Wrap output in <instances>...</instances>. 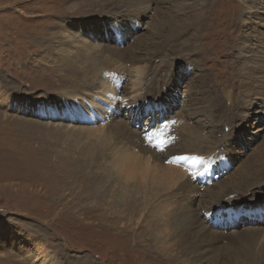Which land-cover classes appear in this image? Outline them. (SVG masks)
Masks as SVG:
<instances>
[{"label":"rangeland","instance_id":"1","mask_svg":"<svg viewBox=\"0 0 264 264\" xmlns=\"http://www.w3.org/2000/svg\"><path fill=\"white\" fill-rule=\"evenodd\" d=\"M223 1H227L228 6H224ZM190 5L203 15V27L200 31L191 30L193 37L184 36L173 46L171 39L178 25L190 18L187 8ZM256 7L264 9V0H0V235L5 236L6 243L0 242V264H36V252H45V249L49 253L51 249L60 253L64 264H251L249 257L257 252L260 259L255 264H264L261 255L264 204H252L262 201V196H255L257 192L264 194V172L261 177L249 179V184L241 188L232 186V180L246 175L247 167L264 155V73H260L261 80L256 87L251 82L254 67L264 66V62L249 61L254 52L264 48V34H250L246 48L241 49L242 38L251 33L253 24L260 23L264 27V15ZM222 10L240 18L235 22L225 19L224 24L215 19L218 29L210 35V22H214L215 15ZM144 11L146 17H143ZM90 16L102 19L95 27L101 22L104 26L119 23L117 31L123 27L107 35L96 29L91 49L77 37L81 35L77 25L68 23L74 19L86 21ZM208 17L212 19L209 22ZM103 35L111 39L104 40ZM61 43L70 45L68 53L59 49ZM105 47L110 54L103 53ZM220 47H224L223 54ZM81 50L82 54L85 50L98 55L95 59L91 57L93 61H88L89 58L79 61L77 53L72 52ZM253 56L257 58L258 54ZM134 58H138L135 63ZM241 64H246L247 68L243 70ZM137 68L141 71L137 72ZM103 77L114 78L116 91L110 93L98 116L97 131L100 128L102 133L113 134L107 127V123H113L115 140L122 142L124 148L130 145L134 154L143 155L138 149L140 143L150 146L156 155L162 154L153 147L159 141L148 137L158 132V125L175 122L181 112L190 125L199 123L202 137L207 139L214 133L216 138L214 144L209 143L205 154L186 152L169 158L191 160L199 155L200 162L192 170L185 168L180 182H192L184 203L188 200L189 209L198 213L188 212L184 237L170 238L172 246L167 249L153 240L150 232L155 233L162 214L167 222L168 214L175 211L176 198L169 196L180 186L165 183L161 189L158 185L140 187L142 193L137 200L119 206L115 195L120 193L126 178L114 169L111 150L102 153L101 148L98 155L105 154L102 164L108 162L105 165L109 168L97 169L107 173L100 176L107 191L100 193H106V197L88 196L89 188L84 187L90 168L83 174H65L69 166L64 161L65 156L70 155L73 162L78 158L77 150L66 147H74L78 142L70 144L63 140L61 131L83 123L63 120L61 113L53 117L51 114L56 110H48V107L56 105V100L63 95L67 97L80 92L77 89L88 88L90 82H94V88L98 87L94 92L97 99L100 101L104 95L106 98L99 88ZM240 81L245 83L242 88ZM200 83L215 92L227 91L238 101L235 103L242 102L241 110L248 112L246 118H233L236 104L232 109H220L214 99L198 100L211 102L208 112L200 113L197 107L193 110V93H197ZM149 86L150 95L146 97ZM26 95L46 104L39 115L22 105ZM175 95H178L177 103L172 105L170 97ZM140 97L154 103V108L145 110L141 102V106L129 111L122 108ZM166 100L169 108L163 107ZM207 107V104L203 106ZM205 113H208L207 119ZM138 134L142 141L135 140ZM175 142L176 137L171 134L169 144ZM169 159L162 163H169ZM118 180L120 182L116 183ZM252 181L256 183L252 185ZM226 186V204L214 212L203 211L201 205L210 203L213 196L203 198V193L211 189L218 193ZM120 197L128 196L118 195L117 199ZM229 197L233 200L227 201ZM127 208L131 209L127 212ZM124 212L127 217L122 216ZM260 215H263L262 221L257 219ZM11 217L33 223L43 229L45 235L10 226L7 221ZM27 242L30 243L28 252L26 247L21 249ZM191 242H196V247L190 246ZM46 264H52L51 259Z\"/></svg>","mask_w":264,"mask_h":264},{"label":"bare ground","instance_id":"2","mask_svg":"<svg viewBox=\"0 0 264 264\" xmlns=\"http://www.w3.org/2000/svg\"><path fill=\"white\" fill-rule=\"evenodd\" d=\"M223 5L228 6L227 1H223ZM193 6H194V4H193ZM179 8L181 9L182 7H179ZM187 8H189L188 13H189L190 18H189V20H187L183 23H180L178 25V27L175 30V32L172 36V39H171L173 46H175L174 44H176L178 42V40H180L184 36H187V38H189V39L191 37H193V36H190V33L192 32L191 30H193V31L199 30L200 31L203 27V15L200 13V11L197 12L196 8L192 7V5H190ZM256 10L262 11V14L264 15V9L256 7ZM238 16L232 15L227 10L226 11H223V10L219 11V13L216 14L214 17V22H212V21L210 22V25H209L210 35H213L214 30L218 29L217 24L215 23V19L216 20L220 19L221 23L225 19L235 22V21H237V18H240ZM143 17H146L145 11L143 12ZM210 17H208V22H209V20H212ZM100 20H102V19H98V18H94V17L90 16V19H86V21L74 19V20L68 21V23L71 26L77 25L76 27L80 30V34H81V35L77 34L78 35L77 37L84 40V42H83V43H85L84 46L93 49L92 46L94 44L92 43V40H94L93 36H95V33L98 32L97 30H101L102 33H106V35H107L110 31H117V28L120 27V25H118L119 23H115V24L108 23V25L104 26V22L99 23L97 25V27H95L94 25L97 22H99ZM221 23H220L219 27L221 26ZM223 24H224V22H223ZM259 24L260 23L253 24L252 29L250 30L251 33H249V35L247 34V35L243 36V38H242L243 42L241 45L242 50H244L246 48V46L249 42L250 34H253L254 36H258L259 34H264V27H262ZM122 27L119 30H121ZM218 32H219V30H218ZM195 34L196 33L193 32V35H195ZM105 36L103 35L104 40L105 39H111V38H106ZM58 46L60 47L59 48L60 50L63 49L64 54L68 53L70 45L65 44V46H64L63 43H61ZM223 48L224 47L219 48L220 54H223V52H224V50H222ZM260 49H261L260 51L254 52L255 54H258L257 58H255L253 56L255 54H253L249 57V61L255 59V61L258 63L264 62V48H260ZM219 50H218V52H219ZM104 52H107L110 54V50L106 47H105V50L103 51V53ZM72 53H77L78 60L84 61V62L88 58H89L88 61H93V59H91V57H94V59H95L98 55L95 52H94V54L93 53L88 54V51H85V50H84L85 54H82V50L80 52L74 51ZM58 54H59V52H58ZM61 55H63V54H61ZM135 60L137 61L138 58H134V63H135ZM108 64H110V63H108ZM79 65H81V64H79ZM241 68L243 70H245L247 68L246 64H241ZM98 69H99V67H98ZM107 70H109V69H107ZM254 70H255L254 71L255 75L251 79V82L253 81L255 83V87H256L259 83V80H261L260 79L261 78L260 73H264V66L259 64V66L254 67ZM136 71L140 72L141 69L137 68ZM93 76H94V74H93ZM262 81L264 82V79H262ZM233 83H234V81L232 82V84ZM220 84L226 85L225 83H223V84L220 83ZM244 84L245 83L240 81L239 87L242 88ZM114 87L116 88V86L114 84V78L113 77H107V78L103 77L101 80V86H99V88H100V91L103 92V94H106V98L104 97L105 96L104 95L103 97H101V99L99 101V99H97V97L94 93L95 90H98V87L94 88V82H90V85L88 88L77 89V90H80V92L69 94L67 97L63 95V96H61L60 99L56 100V102H55L56 105L53 104L51 107H48V110H50L51 108L56 110V113L51 114V116H53V117L56 116L55 114L61 113L62 114L61 118H63V120H70V122H75L78 125L83 123V125L75 127L74 129L61 131L63 134L62 135L63 140L67 141L70 144H73L74 141L78 142V143H75L76 145H74V147H71L70 145H68V147H66L69 150H72V149L77 150L78 156H76V157H78V158L75 157L76 161L73 162L70 155L65 156L64 161L67 164H69L68 171L66 170L67 173H65V174H69V173H72V174L82 173L83 174L84 170H87L90 168L91 173L88 172L89 173L88 174L89 180L87 182V185L84 187L85 189L89 188L88 189V192H89L88 196L90 198H94V197H98V198L103 197L104 198V197H106V193L105 194L100 193L101 191L107 192L106 188H105V184H102V180L100 179V176H103V174H107V173L104 171L99 172L97 169L99 167H101L103 170L105 168H109V167H106V165H105V164H108V162H106L104 165L102 164L106 160L105 154H102L101 157L98 155L99 149L101 148L102 153H104V151L106 149L111 150V153H113L112 162L115 166L114 169L116 170V172L119 175L126 178V182L123 181V183L121 185L120 193L115 195L116 204L119 206H124V205L130 204L131 201H133V200H137L138 195L140 193H142L140 187H143V189H145L148 186L158 185V189H161L163 184H165V183H169L170 186H172V187H176V186L179 187L180 186L178 189L176 188V191H177L176 193H172L171 194L172 196H169L170 198H176L175 209H174L175 211L172 214H168L169 220L167 222L165 220V216H163V214H162V216L159 217V220L156 223L157 226L154 228L156 230L155 233H153L152 231L150 232V235L153 238V240L161 242L162 246H166V249H167V248L172 246V243H169L170 238L174 237L175 235L184 237L185 227H186L185 225H186L188 212L189 213H193V212L198 213V210L189 209L188 204L190 202L188 200L186 201V203H184V200L188 198V192L192 188V182L190 180H186V181L182 182L181 184H180V182L183 180V178L185 176V174L182 171H184L185 168H186V170H192V168H194L200 162V156L199 155H196V157L195 158L193 157L191 160L178 158L176 161V159H174L175 157L171 158V159H169V158L173 155H178V154L182 155L183 153H186V152L188 154H191V153L192 154L193 153L205 154L206 152H208L207 147L210 145L209 143L214 144V142L216 141L215 140L216 138H214V133H210L209 136H207V139L202 137V135H201L202 128L199 125V123L195 122L193 125H190V123L188 122V120L186 118L187 116L180 111L181 113L176 115L178 118L175 120V123H171V122L166 121L165 124L168 125L167 127H164V125L163 126L158 125V129H156V130H158L157 137L152 136V139L154 141L155 140L164 141L163 151H161L162 154H158V155H163L162 159L160 156H158L154 153V151L151 149L150 146L145 147L143 144L140 143V147H138L136 145V143L133 142V143H135L134 144L135 147H138L141 154H143V155L138 156V155L134 154L133 152H131L130 145H129V148L128 147L124 148V145H122V142L118 141V139L115 140L117 134H114L116 132V129H115L113 123H107L108 131L113 132V134L102 133V132H100V128H99V131H97L98 126H97L96 122L98 120V116H99L100 112L105 108V106L107 104V98H109L111 96L110 93L113 90L116 91V89H114ZM150 89L151 88L149 86V88L147 90L146 97L150 95L148 93V91ZM90 90L93 91V93L90 94ZM196 92L197 93H193L195 99H192V102L194 100H195V102H193L191 104V107L193 108V110L195 107H197L199 110L201 109L200 113H202L203 111L208 112L210 110L211 102H198V100H199V98H202L206 101H212V99H214L215 101H213V102H217V105L219 106L220 109H232L234 107V104H236L237 109L234 111L235 114L233 113V115H232L233 118L234 117L235 118L241 117L243 120L247 116V113H248V112L246 113L247 109L245 112H243L244 110H241L242 102L235 103L238 101L232 99V97H231L232 95L228 94L227 91L215 92V90H210L206 84L200 83L198 85V90H196ZM87 94H90L91 97L88 98ZM250 96H251V94H250ZM78 97L80 98V101H77ZM25 98H26V100H24V102H22L23 104L21 103L22 105H24V108H30L31 110L35 111V113H37L38 115L40 113L39 110H41L44 106H46V104L41 103L40 101L37 102L35 99H33L32 97H29L27 95ZM177 98H178V95L170 97V99H172V105L177 103V102H175V100ZM162 99H164V97ZM173 99H174V102H173ZM145 101L146 100L143 97H140L136 101L130 100L129 102L124 104L122 106V108H125L127 111H129L131 108L135 109L136 107L141 106V105H142V107H144L143 109H145V110L150 109V107L154 108V106H155L154 103L145 102ZM140 102H141V105H140ZM226 102L229 104L227 105ZM164 103L165 104L161 103L160 106H162V104H163V107L164 106L168 107V104H169L168 100L164 101ZM205 104L209 105V107L203 108V106H205ZM184 106L186 107V105H184ZM184 110H186V109H184ZM112 112L115 113L116 110L114 109ZM206 115H208V113H205V115H204L205 119H207ZM179 119H181V121H179ZM161 123H162V121H161ZM213 124H214V122H213ZM239 124L241 125L242 122ZM61 132H60V137H61ZM171 134L175 135L176 142L170 145L169 143H170ZM162 137H163V139H162ZM139 139H141V138L139 137V134H138V137L136 136L135 140L138 141ZM79 140H80V142H79ZM141 141H142V139H141ZM218 142H216V143H218ZM132 147H134V146H132ZM147 148H148V150H146ZM148 152H150L151 154H148ZM152 157H154L155 160ZM197 158H199V159H197ZM158 159L162 160V161L161 162L156 161ZM165 159H169L171 161L167 164L162 163L165 161ZM175 161H176V163L173 164ZM247 168L249 169L248 173L246 175H241L239 178H237L235 180H232V182H234V183H232V186H235L237 188H241L242 185H246V183H248L249 179L252 178V180H253L256 177H259V176L261 177V175L264 172V155H263L261 160H259L258 162L254 163V164H251V166H248ZM96 172H97V174H96ZM90 175H92L93 177H90ZM113 177H115V176H113ZM118 182H120V180H118L116 183H118ZM254 183H256V181H252V185H254ZM247 187H250V185H248ZM223 189H224V192H222ZM223 189L220 190L218 193L216 192V189L207 190L206 192L203 193V196H202L203 198L208 197L210 194L213 195L210 203L201 205L202 208L204 207L203 211L213 210V212H214L216 210V208L222 207L223 205L226 204L224 202L225 201L224 197L228 196V194L226 195V192H225L227 189V186ZM257 193H256L255 197L259 196V198H260L262 196V198H260L262 201L259 202V200H257L256 203H252V204H254L256 206L263 205L264 204L263 203V200H264L263 195L264 194L258 195ZM118 195L119 196L122 195L123 197L127 195L129 198L126 197V199H124V198L121 199V197H120L119 199H117ZM217 195H220V196L217 197ZM81 196L83 198L85 197L82 194H81ZM259 198H257V199H259ZM231 200H233L232 197H229V200H227V201H231ZM208 204H213V206L208 207L209 206ZM234 205L237 206V204H234ZM132 208L135 209L136 207H132ZM130 209L131 208H127L126 211L128 212V210H130ZM168 211H170V210H168ZM262 211H264V209ZM127 212L122 213V216L127 217L128 216ZM262 217H263V215H260L257 219H259V221H262L263 220ZM115 221H119V219L115 220ZM7 222L10 226H17V227L21 226L27 232H30V230H31L34 232H38L41 235H45L43 229H41L40 227H38V226L34 225L33 223L28 222L26 220L15 219V218L11 217L8 219ZM255 232L258 233V231H255ZM253 233H254V231H253ZM256 233H254V234H256ZM258 234H260V232ZM147 237H148V232H147ZM4 239H5V236L0 235V242L2 245L6 244ZM183 240H184V238L182 239V241ZM13 242L14 241H12V243ZM168 243H169V245H168ZM24 244L21 245V249H25V247H26L27 249H25V250L28 252V250L30 249V243L27 242ZM189 245L196 247V242H191ZM186 246H183V248H186ZM263 253H264V250H263ZM263 253L261 254L262 257H264ZM27 254H29V253H27ZM59 255H60V253H57V252L53 251L52 249H51V253H49V251L47 249H45V252L44 251H41L40 253L36 252V257H35L34 263L46 264V262L51 259L52 264H64ZM249 259L251 260V262H250L251 264H255L256 261H258L260 259L259 252L252 254L249 257Z\"/></svg>","mask_w":264,"mask_h":264},{"label":"snow or ice","instance_id":"3","mask_svg":"<svg viewBox=\"0 0 264 264\" xmlns=\"http://www.w3.org/2000/svg\"><path fill=\"white\" fill-rule=\"evenodd\" d=\"M172 123H175V122H172ZM167 126H168L167 124L164 125V127H167ZM155 135H157V133H152L148 137V139L151 140L152 139V136H155ZM163 146H164V141H159L158 143H156V144L153 145V147H156V148H158L161 151L163 150ZM179 159H188V158L187 157H180ZM197 159H199V158H197Z\"/></svg>","mask_w":264,"mask_h":264}]
</instances>
